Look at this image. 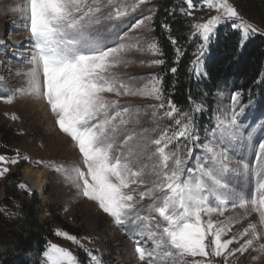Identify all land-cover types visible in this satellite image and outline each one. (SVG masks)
I'll return each mask as SVG.
<instances>
[{
	"label": "snow or ice",
	"instance_id": "6c2138e0",
	"mask_svg": "<svg viewBox=\"0 0 264 264\" xmlns=\"http://www.w3.org/2000/svg\"><path fill=\"white\" fill-rule=\"evenodd\" d=\"M181 2L186 7L180 6L179 13L186 17L193 16V9L198 7L216 12L203 22L191 24L189 42L197 39L195 59L190 61L195 77L207 76L201 65L223 23L230 22L231 29L240 34L241 47L259 32L229 0ZM149 3L150 0H25L16 10L24 14L33 48L30 67L18 73L25 78L26 86L9 89L0 84V98L5 103H12L17 96L44 100L59 130L78 149L83 165L53 163L50 167L79 195L96 202L117 226H131L140 261L177 264V259L190 257L191 264H228L229 257L244 254L255 241L264 239V234L256 223H250L239 236L225 238L235 218L225 224L214 221L212 216H224L229 205L246 213L251 206L259 215L260 227H264V139L253 142L255 128L244 129L239 123L247 107L241 103L242 90L230 94L227 108H218L203 143L199 142L195 116L205 108L191 96L192 106L186 112H181L170 98L167 100L163 117L170 118L175 128L157 124L158 135L149 137L148 129L128 127L139 123V109L133 112L132 106L120 105L118 100L109 99V94L152 98L159 103L150 107L165 109L162 77L153 74L136 87L113 71L130 63L126 54L133 49L162 55L158 42L148 43L145 49L139 47L145 37L128 35L142 28L153 30L151 9L130 26L125 23ZM117 22L124 31H116ZM161 27L170 30L168 24ZM168 38L178 63L185 50L177 46L175 37ZM150 63L163 65L165 60ZM170 72L175 74L177 67H171ZM151 115L156 118L158 113L154 110ZM198 143L200 154L196 151ZM236 144L247 146L254 157L252 164L237 160L233 166L229 150ZM23 159L28 161L29 157ZM18 163L17 158L0 155V165H4L0 167V177L9 172L7 165ZM249 178L254 180L250 196L236 186L241 179ZM18 187L27 190L24 183ZM145 200L149 203L144 204ZM56 235L79 243L67 232L58 230ZM235 244L239 247H231ZM256 250L264 253V243ZM43 255L47 264H78L72 251L57 244H49ZM88 255L90 264H102L91 251Z\"/></svg>",
	"mask_w": 264,
	"mask_h": 264
},
{
	"label": "rangeland",
	"instance_id": "374dc122",
	"mask_svg": "<svg viewBox=\"0 0 264 264\" xmlns=\"http://www.w3.org/2000/svg\"><path fill=\"white\" fill-rule=\"evenodd\" d=\"M194 4H199L200 0H193ZM236 7L240 15L249 23H252L259 29L258 33H264L261 25L264 23V0H229ZM164 0H150L148 5L142 6V10H138L131 15L125 22L130 26L143 15L149 14L151 9L153 14V22L151 24L152 31L147 28L134 30L128 33L130 37H145L140 41L139 47L145 48L148 43L158 42L154 35V16ZM25 4V0H0V84L5 88L18 89L26 86L25 78L18 73H24L30 65L28 60L33 51L30 33L27 31V21L23 18L24 14L16 9ZM186 7V4L183 5ZM174 11V10H173ZM174 18H181L187 30V43L181 45V48H193L195 50L196 38L189 37L193 31L191 24L194 22H203L215 15V10H209L206 7L193 9V16L186 17L179 13V8L175 10ZM230 27V22L223 23L219 28ZM231 28V27H230ZM125 28L117 22V32L124 31ZM218 32V31H217ZM114 37H110L112 39ZM30 46V47H29ZM159 46V43H158ZM160 47V46H159ZM210 50L203 59L201 65L202 72H205V65L210 56ZM160 54H152L148 51H136L133 49L126 54L130 63L120 65L113 71L125 79L126 82L140 87L147 82L153 74L163 78L162 65H152L150 62L154 59H162ZM193 59H195L193 55ZM190 74L193 82L206 79V77H195L190 68ZM134 78V79H132ZM163 88V85H162ZM233 92L231 87H221L215 91V99L210 106L202 101L196 103L203 104L205 111L197 113L195 116L196 130L199 142L203 143L208 139L206 129L215 123V113L222 105L227 108L230 104V94ZM164 93V90H163ZM222 93V96H221ZM3 93L2 95H8ZM109 99L118 100L120 105L132 106L133 112L139 109V123L130 124L129 128L148 129L146 133L149 137L158 135L157 124L167 126H176L170 118L163 117V112L167 110V98L164 93L165 109H153L150 105H156L159 101L152 98L141 96H115L109 94ZM39 103V104H37ZM241 103L247 105L246 111L239 117V123L242 128L247 129L249 126L255 128L253 142L257 138L264 139V106L259 104L256 98L249 96L241 97ZM34 105V106H33ZM37 105V106H35ZM184 108L181 112H186L191 108ZM177 107V106H176ZM178 108V107H177ZM157 111L158 116L154 118L151 114ZM15 116L16 119H13ZM184 141L181 140L180 143ZM3 150L6 159L17 158L19 163L16 165H7L9 172L0 177V199L5 196L8 186L5 182L8 175L16 172L20 175V181L16 185V197L26 199L24 189L18 187L19 184L27 185L28 193L32 191L37 195L39 203L36 205L38 210L37 218L40 223L48 221L54 225L53 238L48 240L42 253L38 251H28L25 249L18 250L10 242L8 230L3 231V237H0V253L12 252L15 257L27 259L30 264H47L46 257L43 255L49 244H57L65 249L73 252L78 258V264H90L88 252L91 251L97 255L102 264H146L138 259L135 253V243L132 236L131 226H117L111 217L105 214L96 202L90 201L79 195L77 189L67 183L64 177L58 174L50 164H78L81 167L82 157L78 149L71 141L70 137L62 133L55 123V117L51 114L49 106L43 99L30 98L25 96H17L12 103H5L0 98V150ZM197 154H200V144L196 145ZM19 152V156L16 153ZM24 156H28L29 160L25 161ZM229 156L232 158L233 166L235 161L246 160L250 164L254 162L253 154L248 151L245 144L233 145L229 150ZM37 161L44 163L38 164ZM151 163L150 161H145ZM4 165H0L3 167ZM40 170L45 176L46 183L44 191H40L39 187L34 183L32 177L24 174L25 168ZM149 178V177H146ZM150 179V178H149ZM237 188L244 190L249 196L254 187V180L249 178L248 181L240 180ZM138 198V197H137ZM144 204L149 203L145 200ZM15 209L18 204H14ZM229 218H235L230 225L231 231L227 233V237L239 234L250 224L256 223L258 231L264 234V227L259 225V215L251 210L249 206L247 213L244 209H232L229 205L224 216L213 214L212 219L216 222L228 223ZM63 221L69 230H64L59 225V221ZM58 221V222H57ZM238 221V222H236ZM18 223L15 229L21 227ZM67 232L78 238L79 243H73L62 236H57V231ZM249 237H245L247 239ZM242 242V241H241ZM143 243V242H142ZM264 243V239L255 241L252 248L244 254L237 253L235 256L229 257L228 264H264V253L257 251L259 244ZM151 247V244L148 245ZM231 247H239L235 244ZM221 260V258H216ZM192 258L186 257L183 261L177 259V264H191Z\"/></svg>",
	"mask_w": 264,
	"mask_h": 264
},
{
	"label": "trees",
	"instance_id": "16d2710c",
	"mask_svg": "<svg viewBox=\"0 0 264 264\" xmlns=\"http://www.w3.org/2000/svg\"><path fill=\"white\" fill-rule=\"evenodd\" d=\"M182 5L181 0H164L154 16V35L162 50V59L165 63L163 70V90L167 99L178 107H189V96L195 102L202 101L207 106L213 103L215 91L221 87H231L233 91L242 90L243 97L251 95L264 106V33L251 35L250 38L239 46L240 34L230 27L220 28L215 41L211 44L210 56L205 65L207 78L194 83L190 74V61L193 60V48H187L177 60L174 46L170 43L169 36L177 39V46L187 43V30L181 18L175 17V10ZM174 10V11H173ZM162 24L170 25V30L161 27ZM264 28V23L261 24ZM177 67V72L172 74L171 67ZM4 153L1 149L0 154ZM20 175L11 173L5 182L9 187L0 199V237L3 231L8 230L10 242L18 250L38 251L42 253L48 240L53 238L54 225L45 221L40 223L36 205L39 203L37 195L32 191L24 190L26 199L13 197ZM14 185L15 188H14ZM14 204H18L15 209ZM59 221V222H58ZM64 230H69L63 221L58 220ZM18 223L21 227L15 229ZM0 264H30L22 257H15L12 252L0 253Z\"/></svg>",
	"mask_w": 264,
	"mask_h": 264
},
{
	"label": "bare ground",
	"instance_id": "6f19581e",
	"mask_svg": "<svg viewBox=\"0 0 264 264\" xmlns=\"http://www.w3.org/2000/svg\"><path fill=\"white\" fill-rule=\"evenodd\" d=\"M37 104H39V103H37ZM35 106H37V105H35ZM24 172H25L24 174H26L27 176L32 177L34 183H36V185L39 187L41 192L44 191V185L46 183V180H45V176H44L42 171L33 170V169L28 167V168L24 169Z\"/></svg>",
	"mask_w": 264,
	"mask_h": 264
}]
</instances>
